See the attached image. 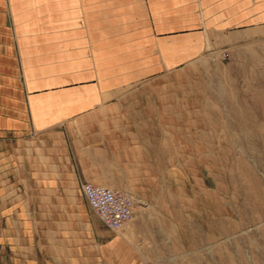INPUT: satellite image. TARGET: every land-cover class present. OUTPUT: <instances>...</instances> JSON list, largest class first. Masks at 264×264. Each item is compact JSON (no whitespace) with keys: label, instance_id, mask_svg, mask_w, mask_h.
Here are the masks:
<instances>
[{"label":"rangeland","instance_id":"obj_1","mask_svg":"<svg viewBox=\"0 0 264 264\" xmlns=\"http://www.w3.org/2000/svg\"><path fill=\"white\" fill-rule=\"evenodd\" d=\"M73 10L62 11L53 0H0V264H106L94 258L101 243L142 250L146 264H264V53L258 66L231 60L228 46L186 50L174 44L173 60L164 61L162 47L154 45L158 59L137 73L131 60L124 71L121 62L109 61L103 70L109 75L90 74L96 72L90 62L59 71L75 52L60 46L56 54L53 37L85 35L84 29L53 27L82 20V11ZM86 47H74L77 60ZM139 86L177 92L172 124L156 126L167 136L157 141L156 162L141 158L116 173L124 166L110 146L103 176L133 201V219L121 232L106 229L89 207L81 192L87 182L24 187V134L34 137L57 121L60 128L91 110L95 117L131 116ZM116 88L124 91H100ZM93 127L91 138L140 126ZM68 168L74 173L62 185L77 177L76 165Z\"/></svg>","mask_w":264,"mask_h":264},{"label":"crops","instance_id":"obj_2","mask_svg":"<svg viewBox=\"0 0 264 264\" xmlns=\"http://www.w3.org/2000/svg\"><path fill=\"white\" fill-rule=\"evenodd\" d=\"M53 5H58L62 7V11L68 12L74 11L73 7H76V10L80 9L83 14V19L79 22H59L58 26H53L54 28L84 29L85 35L53 37L51 43L53 47L50 49L59 54L60 46H65L63 52L77 53L75 46H87L84 51L86 56L77 60L74 53L68 60L65 59L68 62L72 61L69 65L59 64V71L76 69V63L77 68L83 65H87L83 67L87 68L90 62L96 71L90 74L102 75L105 74L103 70L106 69L109 61L121 62L124 71L125 61L131 60L136 62L134 70L137 73V69L143 70L141 67L146 61L158 59L150 49L154 45L162 47L159 59L164 61L173 60L174 44L186 50H191L192 46L203 50H207V46L212 48L228 46L231 50V60H244L258 66L262 59L260 55L264 53V0H58V3L57 0H53ZM22 40L24 41V38ZM188 53L189 51L185 52L186 55ZM204 54L202 52L201 55ZM43 69L49 70L48 67ZM105 75H109L108 72ZM120 75L124 73L121 72ZM100 91H124V89ZM135 92L133 91L135 105L130 108L131 116L95 117L92 116L95 110H91L75 119H70V122L60 128L58 123L61 121L53 122V120L52 124L47 125L46 128L42 127L41 129L44 130L34 137L24 134V143L28 146L25 148L24 145V187L75 188L76 181L114 187L109 184L107 177L103 176L106 172L105 165L111 163L110 146L117 151L118 155H116L121 159L120 165L124 166L116 170V173L124 174L130 171L127 167L134 163L138 165L148 161L149 165L153 160L156 162L157 141L167 137L158 134L156 126L172 124L170 120L173 115L172 93L177 91L168 86L163 88L139 86ZM104 108L101 106V109ZM68 117L65 114L63 120ZM108 123L140 127L135 132H126L124 128L120 134L111 135L100 131L96 138H91L90 135L96 128L93 127L94 125ZM25 125L27 124L24 117V131L27 130ZM72 132L76 134L74 137ZM35 144L36 148L33 146ZM68 149H71V153ZM126 152L128 157L135 155L138 159L133 163L132 158L127 161ZM152 157L153 160L150 159ZM71 163L76 165L75 182L62 185L60 182L66 181V175L69 174L67 176L70 177V174L74 173L68 168ZM27 182L30 185H25ZM89 231L92 233L91 230ZM92 246L83 247L87 250ZM94 249L97 253L96 257L94 256L96 263H147L142 250H133L119 243H101Z\"/></svg>","mask_w":264,"mask_h":264},{"label":"built area","instance_id":"obj_3","mask_svg":"<svg viewBox=\"0 0 264 264\" xmlns=\"http://www.w3.org/2000/svg\"><path fill=\"white\" fill-rule=\"evenodd\" d=\"M81 192L102 224L113 232L120 231L133 219V201L125 193L105 186L84 183Z\"/></svg>","mask_w":264,"mask_h":264}]
</instances>
